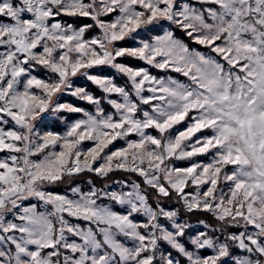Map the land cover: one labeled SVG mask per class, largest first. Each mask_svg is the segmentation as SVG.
I'll return each mask as SVG.
<instances>
[{"label":"snow or ice","instance_id":"obj_1","mask_svg":"<svg viewBox=\"0 0 264 264\" xmlns=\"http://www.w3.org/2000/svg\"><path fill=\"white\" fill-rule=\"evenodd\" d=\"M196 3L200 7L181 0H0V264H182L171 251L160 250L163 244L187 264H222L233 244L249 254L236 264H264V0ZM163 22L207 52L191 48L174 30L138 39ZM92 29L98 34L87 37ZM126 40L137 42L120 43ZM38 67L52 76L33 75ZM99 67L115 69L126 83L89 72ZM150 69L178 73L187 82ZM77 75L86 76L103 97L74 88ZM64 91L94 111L70 103L53 106ZM49 111L82 118L63 134H41L35 121ZM205 129L211 135L193 139ZM118 139L124 145L105 152ZM84 141L92 146L82 149ZM213 149L209 162L193 159ZM174 160L191 163L176 167ZM115 171L142 178L154 190L155 203L137 182L121 192L73 187L75 198L45 187L85 172L103 178ZM105 197L127 205L126 214L97 203ZM30 198L51 210L21 207ZM161 198H175L188 212H209L244 230L226 233L222 241L200 232L190 243L213 254H194L182 241L188 225L178 222L177 211L162 207ZM16 209L19 223L7 219ZM65 214L89 226L73 224ZM133 214L146 219L135 222Z\"/></svg>","mask_w":264,"mask_h":264},{"label":"rangeland","instance_id":"obj_2","mask_svg":"<svg viewBox=\"0 0 264 264\" xmlns=\"http://www.w3.org/2000/svg\"><path fill=\"white\" fill-rule=\"evenodd\" d=\"M181 2L182 3H190L193 6L200 7V5L196 3V0H181ZM111 18H113V17H106L105 19H111ZM61 19H62L61 21L70 22V20H73L74 18L61 17ZM84 23H92V21L87 19ZM167 30H173V26H170L167 22H163L162 27H155V28H152L151 30H144L138 39H150L151 37H153L155 35H162L163 32L167 31ZM97 34H98V29H93L92 33L87 37H91V36L97 35ZM136 42L137 41L126 40V41L120 42V43L124 44L125 46H132ZM190 47L197 49V50H200L202 52H207V49H201V48L196 47L195 45H192ZM0 50H2V49H0ZM121 62L129 63L127 59L122 60ZM132 66L149 67L145 64H143V65L142 64L132 65ZM151 70H154V69H150V71ZM89 72L91 74L98 75L101 77L120 78L119 81L115 80L116 83H118L120 85H124L126 83V78L123 77L122 75L118 74L115 69L110 68V67L93 68V69H90ZM32 74L36 75L38 78H42V79H47L50 76H52V74L49 73L47 70H45L43 68H39V67L35 71H33ZM152 74L156 75L154 73H152ZM178 75H180V74H178V73H167L166 75H156V76H158V77L172 76V77L179 79L183 82H187L185 77H184V79L179 78ZM72 83H73L74 88L75 87H84L89 92H91L94 96L100 97L99 95L93 93L94 90L91 89L88 85V84L92 85V82L89 81L86 76L77 75L76 77L72 78ZM113 98H116V97H113ZM56 103H70V104H73L77 107L84 108L87 111H90V112L94 111V106L90 105L86 101L79 100L76 97L71 96L67 91L58 93L57 96L54 97L53 106ZM102 106L105 108L106 112H112L113 111L111 109V106L108 105L106 102L102 103ZM144 107L147 108V106H144ZM80 118H82L81 113H69L66 111H61V112L49 111L47 113L42 114L41 118H39V119H37V121H35V128L41 134H43L44 132H47V131H52L55 133L63 134L65 131H67V127L69 124H71L73 121L80 119ZM188 122L189 121H185L182 124L175 126V128L172 130L173 133L175 134V132H177L179 130H183L186 127ZM11 126H12V124L9 123L8 127H11ZM149 131L152 132V134L156 135V132L154 130H149ZM209 135H211V131L208 129H205V130H202L200 133H197L196 137H194L193 139H196L198 137H205V136H209ZM131 138L135 139L136 137L133 136ZM123 145H124V141L118 139V140L114 141L112 145H109V148L105 149V152H108L109 150H115L116 148L121 147ZM91 146H92L91 141H84L80 145V147L82 149H85V150ZM57 150H59V149H57ZM214 152H215V149L211 150L207 154L194 157L193 159L195 161H198V162L207 163L213 158ZM2 155H4V154L0 153V156H2ZM172 163L176 167H186L191 163V161H189V160H174V161H172ZM228 168H229V171H231L232 166H228ZM125 182H128L127 186H125ZM131 182H137L138 183V180L132 174L126 173V172L121 174V176L113 177L112 179H110L108 182H105L104 184L103 183L101 184V182H98L99 184H96V182H95V184H93L91 178L87 174H83L81 177H79L77 179H76V177H73V178H70V179L63 181V184H65V185L59 186L57 189H53L52 185H46L45 187H46V190H48V191L58 192L60 194L68 195L70 198H75L71 192V188H73V187H79L83 192H87L94 185L97 189H104L105 191H108V192H111V191L121 192V191L131 190ZM221 187L224 188L225 191H227V188L225 185L222 184ZM194 190H195L194 188H188V189H186V192H192ZM97 203L101 204V205H107L109 207H112V209L114 211H117L118 213H121V214H126V211H127V205L116 204V203L110 201L109 199H107L106 197L99 199L97 201ZM152 203H155V201ZM33 204H35L37 206V211L51 210L50 206L43 205V203L38 201L36 198H30L29 200L24 201L21 207L31 206ZM161 206L164 207L166 210H175V208L168 207V205H162L161 204ZM20 212H21V209L14 210L13 213L8 214L7 219L8 220H14L15 222L19 223L18 220H15V214H18ZM65 216L73 224H79L82 227L89 226V222H87V221L67 217V214H65ZM133 218H134L135 222H139V223L144 222V220L146 219L145 217H143L142 214H133ZM177 220H178V222L186 223L188 225V228L186 229V236L184 238H182V241L185 243V245L189 251H192L194 254H198L201 256L212 255L213 250L212 249H203V250L197 249L194 245H192L190 243L191 237H194L195 235H197L200 232H206L209 235H211L214 239L219 238L222 241L224 239V235L226 233L235 232L238 234L239 231L244 230L243 228H236L235 227L234 230L222 232L220 229H218V227L211 226L203 220L189 222L187 219H184V218L178 219V217H177ZM161 222L165 223L163 218H162ZM92 226L95 227L94 225H92ZM249 231H252L251 226H249ZM119 239L121 240V242L125 243L126 246L131 247L134 244V242L130 238L120 236ZM160 250L161 251H165V250L171 251L177 259L182 261V264H187L186 258L183 257L182 255L176 253L175 250L170 248V246L163 244L161 246ZM248 255L249 254L246 251L239 249L238 247H236L233 244L230 247V255L228 257L223 258L222 264H229V263L236 264V260L243 258V257H246ZM157 256L159 257V252L157 253Z\"/></svg>","mask_w":264,"mask_h":264},{"label":"trees","instance_id":"obj_3","mask_svg":"<svg viewBox=\"0 0 264 264\" xmlns=\"http://www.w3.org/2000/svg\"><path fill=\"white\" fill-rule=\"evenodd\" d=\"M59 19L62 20L61 17ZM86 20H87V18H74L73 20H70V22H75L76 24H84V22ZM173 30L176 32V35L179 38L184 39L185 42L189 43L190 46L195 45L198 48L206 49V48H204V47H202L200 45L192 43L190 40H188V38L186 36H184V34L182 32H180L179 30H176L174 26H173ZM92 31H93V29L91 31H89L88 33H86V36H89L92 33ZM127 60H128V62L131 65H140V64L143 65L144 64L143 62L137 61V60H131V59H127ZM151 72L156 74V75H166L167 73H174V72H171V71H161V70H157V69L151 70ZM178 76H179V78H183L184 79L183 76H181V75H178ZM114 79L119 81L120 78H114ZM88 85H89V87L91 89L94 90L93 93L99 95L100 97L103 96V93L101 92V90H99V88L96 87L94 84H92V85L88 84ZM123 173H125V172H123V171H115L113 173H110L107 177H103L102 178V177L97 176L94 173L85 172V173H81V174H79L78 176H75V177L77 179V178L81 177L83 174H87L91 178L93 184H95V182H96V184H99L98 182H101V184L102 183L104 184L105 182H108L110 179H112L115 176H121V174H123ZM132 175L135 178H137L138 183H141L142 189H145L146 186L143 185L142 179L140 177L136 176L135 174H132ZM62 185H65V184H63V182H58L56 184H52V187H53V189H57L59 186H62ZM146 191L148 193L150 203L154 202L156 200V196H155L154 190H152L150 188H146ZM161 204L162 205H168V207L175 208V211L178 212V216H177L178 219L184 218V219H187L189 222L203 220V221L207 222L211 226L218 227V229H220L222 232H227V231L235 229V227L227 226L223 222H220V221L216 220V218L212 214H210L209 212H205V211L188 212L183 207V203L180 200H177L175 198H172V199L161 198ZM229 264H232V263H229Z\"/></svg>","mask_w":264,"mask_h":264}]
</instances>
